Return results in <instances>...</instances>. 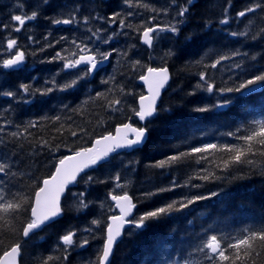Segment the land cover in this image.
Wrapping results in <instances>:
<instances>
[{
  "label": "trees",
  "instance_id": "trees-1",
  "mask_svg": "<svg viewBox=\"0 0 264 264\" xmlns=\"http://www.w3.org/2000/svg\"><path fill=\"white\" fill-rule=\"evenodd\" d=\"M136 2L137 0H132V10L138 15L129 18L134 25L139 24L141 19L147 21L148 17L154 15L150 10L136 6ZM170 2L171 0H141V3L160 10ZM177 2L183 5L186 0ZM255 3H260L262 7L239 21L236 19V13ZM34 4L40 6L38 19L26 24L20 33L13 34L12 37L17 38L20 46L25 49L26 62L18 71L0 70V91H17L21 83H32L39 88L45 80L57 73H60L56 76L60 84L74 78L72 73L60 72L59 61H42L54 56L61 47L68 46L70 49L73 38L87 41L90 36L87 29L90 27L95 30L103 25V21H91L87 26L82 23L54 25L50 22L51 19L67 18L77 8V18L80 20L83 16L106 17L112 12L126 14L129 11L123 0H48L46 6L42 5V0H0V23H9L10 14H19L17 9L20 5L24 6V12L30 14L37 10L33 7ZM224 7H229V0H194V6L190 7L187 22L181 25L179 35L163 33L153 48L143 45L136 34L125 29L129 33L127 36L119 35L110 46L100 45V48L102 51H108L110 47L129 50L130 46L135 45V48L129 50V56L120 58L114 54L103 71L82 80L75 88L55 91L34 99L24 96L25 100H31L28 103H18L0 95V126L4 128L0 132V158L12 165L15 177L8 186L23 199L34 196L37 186L54 172L53 156L58 161L73 150L90 146L92 140L114 131L117 125L129 122L127 117L132 114L128 105L135 106L131 97L119 112L107 109L105 100L90 99L95 97L96 92H105L111 86L102 85L101 79L114 75L116 85H123L126 91L140 94L145 93V90L138 82V74L146 71V67L133 70L129 67L130 61L140 60L145 66H168L172 73V81L159 103L161 109L170 111H161L158 117L147 123L149 134L145 144L135 151H123L114 155L109 163L87 173L100 180L120 173V182L126 183L127 187L123 190L114 189L111 181L85 185L87 177L80 178L75 186L69 188L63 199V215L32 235L29 240H25L18 232L19 221L24 217L0 213V255L15 243L21 244V264H41L48 256L62 255V249L57 248L59 236L68 229L89 227L92 219L106 220L108 215L116 212L108 197L110 191L112 194L127 191L136 204L137 217L184 197L218 193L216 197L197 202L182 212H173L159 221L151 222L139 234L138 230L127 229L110 264H212L206 253L199 251L207 236L243 238L246 231L264 230V146L257 144L259 137L252 141V152L247 154V160L251 163L234 164L225 169L223 161L234 153L217 150L208 154L207 161L200 163L196 162L198 156H190L163 170L147 167L177 149L184 152L190 146L205 143H215L218 149L222 145H237L247 149L244 141L229 133H236L239 129L238 136L250 135L252 131L259 132L262 128L256 122L264 121V90L243 100H236L235 104L223 109L207 113L192 111L194 107L215 104L218 99L217 95L206 92L187 95L196 83L198 73L205 70L203 65L195 63L202 57L203 64H210L221 54L233 51L242 53L232 60L223 61L216 69H207L219 87H234L243 79L250 78V75L245 77L239 69H234V62L242 63L243 69L250 74H259L264 70V36L259 35L264 30V0H230V22L220 25ZM176 11L173 7L169 9L168 15H157L154 23H168ZM208 21L212 22L211 27L205 28ZM246 27V36L230 35L233 31H244ZM112 30H118V25H112L109 31ZM49 33V41L66 36L69 45L39 51L45 43L43 36ZM28 35H32L39 44L30 43L26 39ZM7 37L8 33L0 31V42ZM186 37H191V41ZM169 49L174 55L165 57ZM33 77L36 79L33 80ZM108 95L111 99L116 98L114 93ZM237 95L235 92L224 93L220 99ZM241 105H247V108H242ZM55 117H60V120L56 121ZM31 122H36L38 126L29 129L30 135L28 132L19 137L11 135L12 132L23 131ZM132 122L139 125L135 118ZM80 128L84 129V133L79 132ZM71 131H77L78 135L73 137ZM41 141H48L53 149L59 145V151L40 149ZM130 161L135 163L129 166ZM204 174H214L219 178L205 181L199 178ZM173 178L179 185L187 186H178L172 191L145 198V193H155L160 188L170 187ZM79 192H85L86 202H92L88 209L78 210V201L71 194ZM96 235L95 240L88 237L90 244L86 248L70 250L69 260L63 264H89V261H94L97 250L103 244L102 233L97 232ZM225 255L235 259L234 252L226 251ZM236 264H264V244L257 242L252 255Z\"/></svg>",
  "mask_w": 264,
  "mask_h": 264
},
{
  "label": "snow or ice",
  "instance_id": "snow-or-ice-1",
  "mask_svg": "<svg viewBox=\"0 0 264 264\" xmlns=\"http://www.w3.org/2000/svg\"><path fill=\"white\" fill-rule=\"evenodd\" d=\"M124 4L128 5L129 11L126 14L122 12H112L108 16H83L82 20L77 18V11L75 9L70 12L67 18L51 19L50 22L54 25H89L91 21H103L101 27L92 30L88 28L90 36L85 41L79 38H73L70 41V49L68 46L60 48V51H56L54 56L47 58L42 63H52L55 61L60 62V72L72 73L73 77L70 81H66L63 84L58 83L56 76L57 73L45 80L41 87L37 88L32 83H21L17 91H0V95L17 101L18 103H28L31 100H25L24 96L34 99L37 96H48L55 91H67L77 87L82 80H86L88 77H92L104 70V65L109 63L113 55L115 54L120 58H127L129 56V50L135 48V45L130 46L129 50L117 49L110 47L108 51H102L100 45H111V42L119 35L127 36L129 33L124 31L125 29L131 30L136 34L138 40L146 45L148 48H153L155 43L161 38L162 33H171L179 35L181 31V25L187 22L190 7L194 6V0H186V3L181 5L177 0H171L170 4L164 9H156L148 4L141 3V0H137L136 6L150 10L154 15L148 17L147 21L141 19L139 24H133L129 18H133L138 13L133 11L132 0H123ZM48 0H42V5L46 6ZM23 5H20L17 9L19 14H10L9 23H0V31L8 33V37L0 42V70L18 71L26 62L27 53L23 49L17 38H12L13 34L20 33L26 24L38 19L40 15V6L34 4V8L37 10L31 11V13L24 12ZM175 7L177 11L172 16V20L166 24L154 23L157 15H168L169 9ZM230 7V0H229ZM229 7L223 8V19L219 21L220 25H227L230 22L228 15ZM262 5L255 3L253 6L245 7L244 10L236 13V19L239 21L241 18L246 17L249 13H254L260 9ZM47 18V17H45ZM211 21H208L204 27L210 28ZM112 25H118V30L109 31ZM248 34L247 27L244 31L230 33L231 36H246ZM49 34L43 36L44 45L39 48V51L43 52L47 48H56L61 45H69L68 37L61 36L58 39L49 41ZM259 35L264 36V30H261ZM106 37V38H105ZM255 38V37H254ZM26 39L30 43L39 44V41L35 40L32 35H28ZM191 41V37H186ZM62 53H66L62 54ZM174 53L169 49L165 53V57H171ZM239 51H233L230 54H221L210 64H203L204 58L195 61L197 65H203L204 71H201L197 75L196 83L193 85L192 90L187 93L189 96L196 95L198 92H206L208 94L217 95V103L194 107L192 111L194 113H207L215 109H223L235 104L236 100H243L249 95H256L257 90H264V70H261L259 74H250L243 69L242 63L234 62L232 67L239 69L241 75L250 78L243 79L238 85L234 87H219L215 79L208 73L207 69H216L225 60H232L233 57L241 56ZM6 57V58H5ZM129 67L133 70L143 69L146 67V71L142 74H138V80L143 85L147 86V92L134 93L132 91H126L123 85L115 84V76L109 75L107 78L101 79L102 85L110 86L105 92H96L95 97L90 99H100L106 101L107 109L113 112H119L122 110L125 102L129 97L133 99V104L128 105L129 111L132 115L127 117L129 122L120 124L115 128V134L108 132L107 134L100 135L91 142V147H80L79 150L71 151V154L64 155L62 158L55 159L53 156L52 167L55 171L42 180L37 186V190L34 196L30 198H21L18 193L11 191L10 180L15 177V173L12 172V165L7 163L4 159L0 158V213L4 215L22 216L23 220L19 221L18 232L23 238H29L37 231L42 230L47 225L54 223L58 218L63 215V208L61 207V198L66 195L70 186H75L78 183V177H87L84 180L85 185H91L94 183H108L113 182L114 189L123 190L127 187L126 183H121V175L117 173L114 177L109 176L105 180H100L97 177L88 175V170H95L98 166L109 163L113 155H118L120 151H135L138 147L142 146L148 139L149 129L146 126L148 122L159 116L161 111H170V109H161L159 102L161 99V91L165 88L170 79L169 70L167 67H150L145 66L140 60L130 61ZM239 78V77H237ZM36 78L33 77V80ZM231 79V78H230ZM237 93L236 97H223L224 93ZM109 93L116 94L115 99L109 98ZM23 94V95H21ZM11 106L9 105V108ZM67 105L65 110H67ZM242 108H247V105H241ZM76 111V110H74ZM133 118L136 123H140V127H136L133 124ZM56 121L60 120V117L54 118ZM70 119V118H69ZM7 124V122H4ZM262 125L259 132L252 131L250 135L238 136L239 129L236 133H229L237 139L244 141L247 144V149L241 148L237 145H222L219 146L215 143H205L201 146H190L187 151L180 152L178 149L172 154L168 155L164 159H160L157 162L147 165L149 168H159L163 170L165 167H172L175 163L182 160L185 157L198 156L197 163L201 161H207L208 154L219 150L234 155H229L228 159L223 161V167L228 169L234 164H240L243 162L251 163L247 160V154L252 152V141L256 140L257 144L264 146V121H257ZM36 122H31L24 127L23 131L12 132L13 137L22 136L24 133L29 132L30 128L37 127ZM3 126H0V132H3ZM80 133H84V129H79ZM71 135L76 137L77 131H71ZM59 145L53 149L48 141H41L39 148L47 149L49 152H58ZM134 161L129 162V166L134 164ZM202 171H207L202 169ZM8 177L9 179H4ZM202 180H209L219 177H215L214 174H204L199 176ZM14 187V185H12ZM179 185L175 178L172 179L170 187L160 188L157 192L145 193V198L152 195H158L160 192L172 191ZM193 187H199V185H192ZM88 189L86 187L85 192ZM85 192L72 193V197L78 201V210L88 209L91 205V201L86 202ZM218 193L211 192L207 196L205 195H192L191 198L184 197L179 201H172L166 205L155 208L154 210L142 213L138 217L135 215L136 204L133 202L132 196L127 191H123V194H112L110 191L108 197L110 202L118 209L119 214L108 215L106 220L103 218L92 219L89 227L83 229H68L65 234L58 237L57 248L62 249V255L48 256L44 258L41 264H63L67 262L70 256V250L84 249L90 244L89 236L92 240L97 239V232L102 233L103 244L102 248L97 250V258L94 261H89V264H110V257L113 253L114 245L118 241V238L122 237L125 228L144 231L147 229L151 222L159 221L164 216L171 215L173 212H182L197 202L211 199L216 197ZM103 205H101L102 207ZM111 211V208L109 209ZM264 244V230L245 232L243 238L229 237L227 239L217 235L207 236L206 241L199 248V251L205 252L207 259L216 264H224V262H230V264H236L237 261H244L250 257L254 251L256 243ZM226 245V247H225ZM21 244L15 243L9 247L8 250L3 251L0 255V264H18V258L20 256ZM234 252L235 259H230V256L225 255V252ZM243 253V255H241Z\"/></svg>",
  "mask_w": 264,
  "mask_h": 264
},
{
  "label": "water",
  "instance_id": "water-1",
  "mask_svg": "<svg viewBox=\"0 0 264 264\" xmlns=\"http://www.w3.org/2000/svg\"><path fill=\"white\" fill-rule=\"evenodd\" d=\"M107 64V63H106ZM105 64V65H106ZM168 68V70H169V74H170V79H169V81H168V83L166 84V86H165V88L161 91V98H162V96H163V94H164V92L167 90V88H168V85H169V83H170V81H171V71H170V69H169V67H167ZM141 84H142V82L141 81H139ZM143 85V84H142ZM144 87H145V94H146V92H147V86L146 85H144ZM161 100V99H160ZM134 126H136V125H134ZM136 127H139V126H136ZM113 134H115V131L114 132H112ZM144 145V144H143ZM142 145V146H143ZM89 147H91V146H89ZM141 147V146H140ZM121 152V151H120ZM89 171V170H88ZM78 179H79V177H78ZM67 194V193H66ZM65 196H63L62 198H61V207H62V201H63V198H64ZM133 202H134V200H133ZM117 211H118V209H117ZM134 212H135V210H134ZM118 214H119V211H118ZM117 214V215H118ZM127 228H125V230H126ZM125 230H124V233H125ZM38 232V231H37ZM124 233H123V235H122V237H120V238H118V241L115 243V245H114V249H113V253L111 254V257H110V262H111V259H112V257H113V254H114V252H115V250H116V247H117V245L119 244V242L122 240V238H123V236H124ZM25 239H28V238H25ZM20 256H21V249H20ZM20 256H19V258H18V264H20Z\"/></svg>",
  "mask_w": 264,
  "mask_h": 264
},
{
  "label": "rangeland",
  "instance_id": "rangeland-1",
  "mask_svg": "<svg viewBox=\"0 0 264 264\" xmlns=\"http://www.w3.org/2000/svg\"><path fill=\"white\" fill-rule=\"evenodd\" d=\"M162 34H163V33H162ZM162 34H161V35H162Z\"/></svg>",
  "mask_w": 264,
  "mask_h": 264
}]
</instances>
